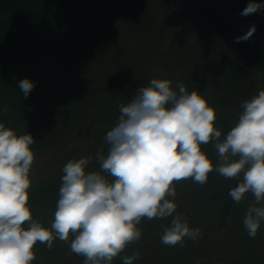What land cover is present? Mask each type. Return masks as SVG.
I'll return each mask as SVG.
<instances>
[{"label":"clouds","instance_id":"obj_1","mask_svg":"<svg viewBox=\"0 0 264 264\" xmlns=\"http://www.w3.org/2000/svg\"><path fill=\"white\" fill-rule=\"evenodd\" d=\"M258 10H264V4L250 0L241 15ZM255 31L253 25L236 42L248 40ZM34 86L28 78L19 81L24 99ZM241 108L238 122L221 140L216 109L202 93L189 92L183 83L174 88L170 79H151L135 90L129 103L120 105L118 123L104 137L107 155L96 154L99 171H86L91 157L64 165L50 229L33 219L29 207L34 161L30 146L36 140L29 132L18 135L0 123V264H31L37 242L50 250L56 239L83 256L84 264H111L141 239L137 225L142 218L172 217L160 237L165 246L183 247L186 239L195 242L201 229L190 228L176 212L174 183L192 179L202 186L213 171L238 181L228 192L234 203H241L246 193L254 197L243 225L255 238L264 222V89ZM210 141L218 157L215 166L201 151ZM138 259L137 251L124 256L123 264Z\"/></svg>","mask_w":264,"mask_h":264},{"label":"trees","instance_id":"obj_2","mask_svg":"<svg viewBox=\"0 0 264 264\" xmlns=\"http://www.w3.org/2000/svg\"><path fill=\"white\" fill-rule=\"evenodd\" d=\"M68 1L0 0V123L18 135L31 133L36 140L30 146L34 161L42 158L49 163L51 175L46 178L43 172L44 177L28 190L33 219L49 229L64 165L71 159L91 157L86 171L100 170L96 154L107 155L109 145L104 137L118 123L120 105L129 103L136 90L118 84L108 72L99 74L90 56L68 54L70 46L62 42L57 24ZM242 1L240 9L230 6L229 0H198L196 6L204 17L214 18L216 29L233 32L236 22L245 33L254 25V34L264 37V10L243 16L250 0ZM256 2L264 4V0ZM25 78L35 83L27 99L19 87ZM201 151L214 166L218 163L212 141L202 144ZM174 187L176 212L187 219L190 228L201 229V238L186 239L183 247L165 246L160 237L172 217L142 218L137 225L141 239L128 245L111 264H123L124 256L137 251L140 259L133 264H264V222L257 236L250 238L243 225L244 205L240 211L234 205L226 220V178L213 171L202 186L188 179ZM33 251L36 259L31 264H84L83 256L71 253L58 239L50 250L37 242Z\"/></svg>","mask_w":264,"mask_h":264},{"label":"rangeland","instance_id":"obj_3","mask_svg":"<svg viewBox=\"0 0 264 264\" xmlns=\"http://www.w3.org/2000/svg\"><path fill=\"white\" fill-rule=\"evenodd\" d=\"M197 2L69 0L57 24L62 42L70 46L68 54L90 56L99 74L110 73L130 91L131 86L138 89L157 78L172 80L174 88L183 83L189 92L202 93L216 109L215 127L221 130L223 140L238 122L241 104L264 89V37L253 34L236 42L237 36L248 31L236 22L232 23L233 32L217 30L214 18L207 19L197 10ZM242 2L229 0L234 9H240ZM35 160L30 170L33 183L40 181L45 171L46 178L51 175L48 162ZM237 184L236 179H226V220L234 205L239 211L242 205L247 210L254 201L251 193H246L241 203H234L228 192Z\"/></svg>","mask_w":264,"mask_h":264}]
</instances>
